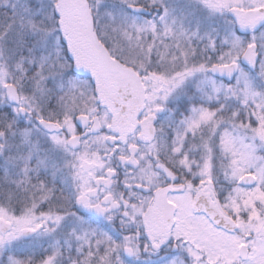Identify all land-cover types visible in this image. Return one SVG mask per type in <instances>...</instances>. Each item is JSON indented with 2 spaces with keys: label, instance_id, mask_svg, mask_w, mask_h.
Listing matches in <instances>:
<instances>
[{
  "label": "snow or ice",
  "instance_id": "6c2138e0",
  "mask_svg": "<svg viewBox=\"0 0 264 264\" xmlns=\"http://www.w3.org/2000/svg\"><path fill=\"white\" fill-rule=\"evenodd\" d=\"M0 264H264V0H0Z\"/></svg>",
  "mask_w": 264,
  "mask_h": 264
}]
</instances>
